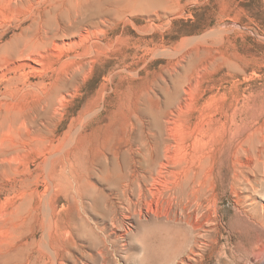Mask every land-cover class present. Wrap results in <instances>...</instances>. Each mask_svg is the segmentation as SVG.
I'll list each match as a JSON object with an SVG mask.
<instances>
[{
    "label": "rangeland",
    "instance_id": "374dc122",
    "mask_svg": "<svg viewBox=\"0 0 264 264\" xmlns=\"http://www.w3.org/2000/svg\"><path fill=\"white\" fill-rule=\"evenodd\" d=\"M35 6L0 40L52 29L39 63L11 65L18 101L0 95L25 123L0 132V264L31 251L5 242L14 212L35 241L52 225L57 264H264V0Z\"/></svg>",
    "mask_w": 264,
    "mask_h": 264
},
{
    "label": "bare ground",
    "instance_id": "6f19581e",
    "mask_svg": "<svg viewBox=\"0 0 264 264\" xmlns=\"http://www.w3.org/2000/svg\"><path fill=\"white\" fill-rule=\"evenodd\" d=\"M34 6H35V0H0V40L5 35L4 34L5 26L14 20H17L19 18V16H21L25 11H27V17L32 16L33 15L32 9ZM79 10H80V8L79 7L77 8V5H76V7L71 11H69V10L64 11L63 9H60V8L59 9L54 8L53 11L48 12V14L53 16L55 19L66 18V19H68V21H70V20L75 19L76 17L80 16ZM55 11H57L58 13L56 14ZM35 20H36V17L33 18L32 22H35ZM39 26H40V23H36V28H38ZM33 29H35V28H33ZM51 31H52V29H51ZM51 31H48V30L44 29V27H43V32L46 35L42 38V37L38 36L39 34L36 32V30L35 31L32 29L24 30L23 32L20 33V35L17 37V39L15 40V42L13 44L6 46L3 49V51L0 52V65H3L5 67V69H4V68H1V66H0V85H3L2 90L0 89V95L1 96L5 97V96L9 95V96H11V98H12L11 100L13 102L18 101V98L21 96V93H22V92H20V87H19L20 84L22 83L21 70L26 67V64H25V62H23L22 64H18V66H11V65L12 64L16 65V64H14V61H29L32 63L33 62L39 63L38 57H40V58L43 57L44 53L48 49L47 43L50 39L49 33ZM36 34H38V35H36ZM27 89H29V87ZM9 105L10 104L8 102H2L0 100V132H2L6 127L8 128V130H11V129L13 130V129H16L18 124H20L22 126L25 124L24 121L20 120L15 114L12 113L11 110L10 111L8 110ZM3 112L6 115H4ZM57 116H58V114H57ZM86 116H88V115H86ZM39 119H41V118H39ZM109 124H112L111 119L109 121ZM109 127H107V128H109ZM84 128H85V126L82 125V127H79V129L77 131H83ZM169 134H171V133H169ZM169 134H168V137H169ZM102 135H104V134H101V132H98L94 129L91 130V133H90V137L94 138L97 141H99V138H103L106 134L104 136H102ZM171 137H169V138H171ZM37 141L40 143V145H46L47 144L49 146H52V142H50L46 138H39ZM183 142H184V139L179 138L178 141L175 140L173 142L174 143L173 145H170L168 143L164 144V148H165L164 160L169 161L171 158L170 155L168 154L169 150L170 149L180 150L182 148L181 144ZM196 142H198V140H195V143ZM100 144H105V143H100ZM193 154H194V152H193ZM193 156L192 157L190 156L191 160L186 162L187 166H192L194 164ZM181 161H182V159H180V156H179L178 159H176V161L172 162V164L174 165V167L179 166L178 169H180V170L176 169L177 171H175V172H178V173L182 172L181 174L183 175V173L187 172V171H185L186 169H183V168H185L187 166L182 167ZM241 170H243V169H241ZM178 188H179V184H176V186H173V188L170 189V195H168V197L173 196L174 192ZM131 190H132V188H131ZM172 191H174V192H172ZM34 214H35L34 210H31V211H29V213H27V217L30 220H33ZM1 218L2 217H0V220H1ZM11 219H13V220H9L10 222L18 221L19 224L13 225L11 227L12 230L7 229V232H6L7 238L5 239V242L7 244H9L10 247L12 245L14 246L17 244H18V246H21L20 244L25 242L26 243L25 245L29 246L31 248V251L29 252L28 257L26 259H24L22 261H15V262H10V260H9V261H6V264H57V261H60V260H57L58 252L55 248L53 241L51 240V237L55 232V231L53 232V228L51 227L52 225L48 226L47 224H45L43 226V229L41 230L42 231L41 239L39 241H35V240L31 239L33 237V233H30L28 235V234L24 233L25 231L23 230V228H19V227L23 226V222L25 221L24 219H22V217L20 215H18L15 212L11 213ZM19 229H21V230L18 231ZM22 230L24 232H22ZM25 235H28V238H26ZM24 239H26V241H24ZM28 240H30V241L27 242ZM1 242L2 241H0V243ZM20 248H19V251L21 250ZM34 253H35V256H34Z\"/></svg>",
    "mask_w": 264,
    "mask_h": 264
}]
</instances>
